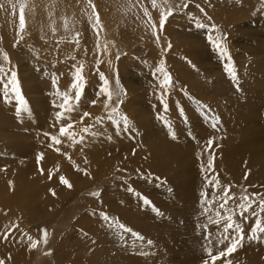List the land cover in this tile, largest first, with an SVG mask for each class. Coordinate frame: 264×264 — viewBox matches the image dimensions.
I'll list each match as a JSON object with an SVG mask.
<instances>
[{
	"label": "rangeland",
	"instance_id": "obj_1",
	"mask_svg": "<svg viewBox=\"0 0 264 264\" xmlns=\"http://www.w3.org/2000/svg\"><path fill=\"white\" fill-rule=\"evenodd\" d=\"M45 1L46 0H43L42 2L40 0L38 5L34 2L32 4L33 6L31 5V10L35 7H40L36 14H39L41 17L45 14L49 19L56 18L54 14L51 17L49 16V12L51 11L49 5L51 3ZM58 1L59 3H57V6L59 11L57 12L60 14L59 18L63 19V17H69L75 21L83 16L81 11L76 8V0H68L71 4L65 0ZM97 1L98 0H95L96 5ZM194 1L195 0H193V2ZM218 1L219 0H213L214 5H216ZM122 2L123 0H121V3ZM145 3L152 12V19H154L157 16V9H152L151 5L147 3V0H145ZM174 3L175 0H173V7ZM203 3L206 4V1L204 0ZM203 3H199L201 7H204ZM227 4V6L225 5L221 8L222 12H217L216 14L217 16H229L231 21L233 20L232 25L234 26V30L236 29L233 34L237 36L241 34L243 36H241V38L235 43H231L227 39V45L230 46H227L228 53L231 57V62L235 65L237 78L234 80L226 72L225 64L228 62L227 57L222 56L218 51L216 52L212 48L214 46L208 40V36L213 34L211 25H215L219 30L216 34H225V32L218 27L221 26V24L217 25L216 20L209 19L201 22L209 25V27L203 29L196 27V20L205 19L207 15L205 17L196 16L199 9L196 8L195 5H193V7L192 3H190V8L184 9L183 12H174V14L169 17L172 19L170 22L172 24H169V29H174L172 31L175 32V36H172V41L174 42L172 44L173 51L171 52L169 50L165 53L162 50V52L165 55V57H163L165 68L171 74L174 83L173 86L163 95V100L167 104L166 111L164 104L161 102V90L159 88V80L162 74L156 73V68L159 67L160 62L154 59L151 55L147 56L146 53L147 48L149 51L156 50L157 46L159 50L160 48H166L168 40L162 39V41L157 44L150 28L144 25L138 27L136 35L132 37L131 40L127 37L115 38V30L122 29L129 24L130 21L126 20L127 23L122 21L121 25L118 23V28H116L115 25L105 24V21L101 18L104 28L101 36L106 41L114 42V46L111 43L109 44L110 55L103 57L105 63L99 66V71L103 72L105 76L111 75L108 80L112 88H116L117 82L120 80L121 85L123 84L126 87L121 88L122 94L119 97H113V101L118 104V108L121 110V116H127L129 123L128 130H125L122 125L117 126L111 121L104 119L103 123H105V132H102L101 129L100 131L103 134L94 137V139L101 144L105 140H109V134L118 136L121 131V141H123L121 147L128 148L131 144L134 146V143L136 142L130 144L125 142L123 138L127 136V138L131 137L137 139L133 134L136 135L137 131L147 130H144L141 126L142 122H140L138 118L130 119L131 114L134 113L143 121L148 122V118L156 119V117H162L163 113V115L168 116V124L176 127L180 126V123L185 124L182 121H180V123L178 122V119L180 118L177 115L178 112H180L181 115L186 114V116L189 117V120L193 119V125L191 126V129L189 126H184L183 129L185 130L189 128L186 136L181 138L178 134H175L176 139H173V142L177 146H180V148L186 146L193 148V150H199L204 148V144L209 137H215V144L213 145V151L216 153L214 161L215 172L218 174L221 184L233 185L231 192L236 196H239L244 187L248 188L249 193L264 192V187H262L264 186V16H257L256 14L257 10H263L262 7H264V0H227ZM8 6L10 7V5ZM67 10L71 12H68ZM16 12L19 14L18 7ZM157 13L160 14L159 11H157ZM104 14V18L107 20L106 23H111V20L116 18V15L111 11L106 12L105 10ZM134 14H136V12H134ZM189 14H191V17H194L192 25L188 26L185 24L183 27L182 25L180 27L181 22H184L189 18ZM25 15L28 16L27 10ZM83 17V20H85L90 27L87 18L85 16ZM145 21H147V17H145ZM58 22L62 23L63 21ZM153 22L156 23V21ZM234 23H236V26ZM30 25L34 30L30 31V26H27L26 30H29L30 33L28 31L23 33L24 39L21 44L20 41L16 44L17 39L15 40V38L17 36L15 33V38L14 40L12 39L8 48H2L0 45V51L7 52L10 58V60L6 62L4 61L3 56L0 55V66L5 69L4 73H0V113H6L8 116L13 115L12 111L17 107L14 98L10 97V102H5L3 98V84L7 82V78L10 77L11 71L17 73L21 93L27 102V108L30 107L36 111L41 106H44L43 103L47 95L46 82L51 86L49 89L50 92L56 91L57 87L61 90V88L69 86L72 82L70 76L63 80L66 85L60 84L61 82L58 81L59 79H56L55 75L50 78L48 76L46 77L44 70L43 74H38V78L34 80L30 79L32 76H35L34 73L36 71L32 72L30 67L26 66V63L30 64V66L37 63L38 67L41 69L46 67L49 59L57 56V51L51 55H45L44 51L47 48L43 47L45 46L44 41L49 40L55 42L61 37L68 36V33H61L59 31V28H63V24L59 25V23H57L55 26L46 25V28L44 29H35L32 24ZM156 25L159 27V23H156ZM51 27L57 29L55 35H53L51 31ZM89 30H91V27ZM74 31L83 33L82 28L80 30L76 22L74 23ZM92 32L90 33V38L93 35ZM197 33H199V35H197ZM146 34L148 36H146ZM121 36L124 35L121 34ZM226 36L228 38L227 34ZM41 37H44V39ZM140 37H143L144 39L146 37V41L143 39L144 44L146 45L147 42L150 44V47H147L148 45L145 46L141 42ZM84 40L83 36L81 42ZM25 41L31 43L29 50L26 52L23 49V46L26 44ZM35 42H40L42 44L39 43L40 45H36L37 43ZM69 45L74 46V44ZM90 46H92V48L88 49L84 75L86 80H91L90 82L92 83H94L95 80V86L98 85L96 89H93V91L90 92L88 96V104L93 99H96L97 92L101 86V81L95 71V56L92 52L95 46L94 36L93 44ZM72 49L73 47H70L68 51H72ZM118 52L121 53L119 60L116 59ZM38 54L39 57L37 56ZM108 59L112 60L111 65L107 63ZM128 59L129 61H127ZM120 60L121 62L124 61L126 63L121 64L119 72L116 73L117 62ZM167 60L171 63V69L166 67V64L168 63H166ZM189 61L191 63H189ZM90 63L93 67L90 66L89 68L88 64L90 65ZM33 67L34 69H39L36 66ZM47 69H49V66H47ZM116 75H121V79L116 78ZM53 78L56 79V84H53ZM131 79L133 81H131ZM36 81L39 82L35 84ZM152 81L154 83H152ZM87 83L84 89L88 87ZM29 85L32 90L29 88ZM44 87L46 89H44ZM33 90L37 92H33ZM189 94L191 95L190 97ZM186 95H188V97H186ZM103 99L104 98L101 97V101ZM119 101H123V103H119ZM80 103L82 107H85L86 109L90 107V104L89 106L88 104H84L87 103L84 100H81ZM102 106L103 104L100 101L94 105V110L96 111L94 112L95 116H100L99 112ZM179 107H181L180 111H178ZM80 109L83 110V108ZM183 110L184 112H182ZM191 114L193 118L191 117ZM45 115H47V113H45ZM213 116L219 121L218 131L214 130L209 122L210 118ZM20 117V125L22 127L19 131H25L26 136L22 135V137H19L18 140H16L18 143L33 142L34 138L30 133L34 130H43V128L41 129L40 125L36 126L38 120L27 113L21 114ZM255 119L259 120L260 123H255ZM161 121H163V119ZM23 127L26 129H22ZM207 128L211 130L208 131ZM250 128L255 130L247 132ZM194 132H197L200 135V140L193 141L194 138L191 136V133ZM233 133H235V139L232 141L229 134ZM10 134V123L2 118V120H0V138L2 141L8 142L12 139ZM159 137L160 139L167 140L166 132L164 131L161 133ZM239 137L248 140L249 144L240 146L237 151H235L240 154V165L238 164L235 166V169L242 165H246L248 168L251 166L255 167L253 173H249L246 180L244 179V174L246 171L248 172V169L242 171L240 176H235L234 172L230 170L231 164L235 160L233 155L229 164L225 167L226 154L224 151L233 148L234 141L236 142V139ZM179 138L181 139L179 140ZM44 141L48 142L47 139ZM254 142L255 145L252 149V153L256 159L250 160L251 146ZM6 144L7 143H5V145ZM131 151H139V147L134 146ZM144 154L145 153L138 154L137 158L139 160L143 159ZM24 158L25 157H19L16 159L22 161ZM165 158L167 159L162 158V160L172 161V156ZM207 159L208 154L205 159V165ZM25 161H27V159ZM201 164L202 163H196L197 170L193 173H196L197 181H195L194 177L188 175V184L185 187L174 185L158 186L154 183L155 181L153 179H150V174L145 171L140 172L145 177L141 178L137 171L128 173L127 171H123L125 169H121L122 171H118L116 175L109 178L111 181L118 178V182H121V191L113 188V186L118 187L117 183L113 186L111 185V187L109 185L111 182L108 181L109 179H99L96 180V182L88 181L85 184L78 185V188L76 187L77 191L69 197L66 198L62 195H59V198L56 197V199H54V207H51L55 210L53 212H50L48 208H31L29 203H27V200L26 205L28 207L25 212L27 213L26 215L28 218L21 217L22 219H25V221L16 219L13 215L15 210L10 209L15 205V203L10 200L11 198L14 199L13 195L10 192H6V195L1 194L0 202L2 204L4 203L3 207L9 202V205H5V208H3L4 213L7 211L8 214L11 215V222L8 223L9 225L11 223H19L21 229L37 239L40 238L39 228L41 227L47 228L50 233L49 243L47 246H42V248L44 251L51 249L52 255H43L41 250L29 252L23 243H16L15 253L12 254V259H18L17 261L19 262L16 264H202V261L205 258V253L202 247L204 243V231L199 225L205 223L207 217L201 215L202 198L200 194L202 191H207L211 196L213 190L211 187L205 188L204 177L206 173L201 171ZM175 167L177 166L174 165L173 168ZM146 171L151 170L146 169ZM155 172V174H158L157 177L160 178L159 180H156V182L161 185V182L164 179L162 176L165 172L172 175L176 173V169L172 170V166H167L164 170L157 171L156 169ZM252 176L255 177L254 180H251ZM119 177L128 179V184H125L123 180L119 179ZM81 179L82 178L75 177L76 181H80ZM249 179L250 181H248ZM129 185L133 187L135 193L127 191ZM252 185H255L256 187H251ZM107 186L110 187L108 188ZM86 189H88V191L81 194V192ZM98 189H102V196L99 199L89 195V192ZM136 191H138V193ZM124 194H128L130 196L129 199L131 200L127 201L125 204L121 205V208H119V204L124 203ZM142 197L151 201V205L159 209L160 214L154 212L151 206L144 205ZM101 198L102 201L107 202L106 204L110 203L112 208L116 209V212H121V223L139 233L144 238V241L137 240L130 233H125L124 239L120 240L114 232L106 236L108 239H103L105 235L99 230L97 217H94L98 215L96 214L98 211L105 212V209L102 208L103 205L100 204ZM92 205L98 206L91 208ZM129 212H132L133 214H130ZM4 213L1 217L3 216L5 219L6 217ZM122 213L127 216L123 217ZM112 214L114 215V212H112ZM250 224L251 221L249 222V225L246 226L250 227ZM4 225L5 223L2 224L1 230H3ZM148 227H150V229ZM209 231L214 233L216 231V226L209 225ZM245 231L247 232L246 229ZM16 236L19 238L18 233ZM114 236L117 237V239ZM83 237L88 240L86 241L88 242V245H81ZM148 240L152 241L151 245L146 243ZM13 244H15L14 239L3 241L2 236H0V249L10 247ZM252 244L254 243H245V246L242 249L229 257L233 260V264H264V250L261 251L259 255H256V252L260 250H255ZM142 251L149 252V255H141ZM8 255L10 254L6 252L1 253L0 258H4ZM254 255L255 259L252 258ZM115 256L121 257L118 262L111 259V257ZM8 264L13 263L9 261ZM217 264H223V261H217Z\"/></svg>",
	"mask_w": 264,
	"mask_h": 264
},
{
	"label": "bare ground",
	"instance_id": "obj_2",
	"mask_svg": "<svg viewBox=\"0 0 264 264\" xmlns=\"http://www.w3.org/2000/svg\"><path fill=\"white\" fill-rule=\"evenodd\" d=\"M39 1L40 0H27L26 10H27L28 16L26 15V21L28 24L27 26H30V31L34 30L30 24H32L35 27V29H38V28L44 29V28H46V25L55 26V25H57V23H59V25L63 24V22L62 23L58 22V21H63V19L59 18L60 14L57 12V11H59L57 5L54 8L51 7L50 12H52L54 14V16L56 17L53 19H49L48 16L45 14H43V17H41L39 14H36L38 8H40V7H35L33 10H31V5L34 2L36 3V5H38ZM41 1L43 2V0H41ZM46 1L51 3V0H46ZM65 1L69 2L68 0H65ZM71 1H73V0H71ZM203 2H204V0H195L194 2H192V6L199 4V3H203ZM58 3H59V1H58ZM69 3L71 4V2H69ZM120 4H121V0H106V1L98 0L97 1V8H98V11L100 12L102 20L105 21V24L115 25V27L118 28V23L121 25L122 21H124V22H126V20L130 21V23L127 24L122 29L121 28L116 29L114 32V35H115V38L127 37V38H130V40H131L132 37H134L136 35L138 27H140L141 25H144V24H141L140 20L137 19L136 14H134V12L138 11L137 9H134L135 11L133 10L132 12H128L127 14H125L122 11L118 10ZM226 4H227V0H219L216 5H214L213 0H207L206 4H204V7H203L207 16L204 13H201L200 11L196 13V16H201V17L206 16L205 19H199V22H202V21L204 22L205 20H209V17L212 20H216L217 25L221 24V26H218V27L220 29H222V31L225 32V34L228 35V38H227L228 41L231 43H235L236 41H238L241 38L242 35L239 34L237 36V35L233 34V32L236 31V29L234 30V26L232 25L233 20L231 21V18L229 16H217V14H216L217 12H222L221 8H223ZM17 7H18V5H17ZM6 8L8 9L7 11L4 10L3 8H0V45L2 46V48L3 47L8 48L10 46V42H12V39L14 40V38H15L14 35L16 33V29L18 26V15H16L18 13L15 12V15H14L13 11L11 9V6L9 7L8 5H6ZM76 8H78L81 11V6H77ZM188 8H190V6H188ZM262 9L264 10V7H262ZM105 10H106V12L111 11L113 14L116 15V18L111 20V23H106L107 20L104 18V15H105L104 11ZM213 10H216V11H213ZM263 10H261V9L257 10L256 11L257 16L258 15L264 16ZM157 11H159V9H157ZM157 11H156L157 16L152 20L156 21V23H159L160 14H158ZM68 12H71V11H68ZM214 12H215L216 16L214 15ZM254 14H255V12H254ZM140 15H142V13ZM220 18H221L222 22H221ZM83 19H84L83 16L79 17L77 20L74 19L76 24H78L80 30L82 28L83 36L85 39L83 42H81V47L75 53V55H76L77 60H84L86 62L87 55L83 54V50H84V48H87V49L92 48V46H90V45L93 44L94 33L91 31L92 29L89 30L90 27L87 25V22ZM143 19L145 20V17ZM171 20H172L171 18H168V20L166 21V23L164 25L163 31L159 32V35H160V41H162V39H165V40L170 41L171 44H173L174 42L172 41V36L173 37L175 36V32L172 31L174 29H172V30L169 29V24H172V23H170ZM53 21H54V24H53ZM193 21H194V17L187 18L184 22H181L180 27H181V25L183 27L185 24H187L188 26H191ZM174 22H175V20H174ZM234 24L236 26V23H234ZM143 28H145V27H143ZM201 29H203V28H201ZM146 30H147V28H146ZM157 30H159V27H157ZM27 31L30 33L29 30H26L25 32H27ZM59 31L61 33H65L63 28L62 29L59 28ZM91 32L93 33V35L90 38ZM121 34H123L124 36H121ZM197 35H199V33H197ZM146 36H148V35L146 34ZM16 39H17V37L15 38V40ZM143 39L144 38L142 37L141 42L144 44V40L146 39V37L144 40ZM46 41H48V42H46ZM21 42L22 41H20V44H21ZM25 42H26V44L23 46V49L26 52L29 50L31 43H27L28 41H25ZM35 43H37L36 45L42 44L40 42H35ZM44 43H45V46H43V47L47 48L44 51L45 55H51L53 53H56L55 42L45 40ZM205 43H206V41H205ZM135 44H137V43H135ZM207 44H208V42H207ZM145 46L150 47V44L146 42ZM227 46H229V45H227ZM70 47L75 48V45L70 46L67 41H65V43L61 44L58 54L56 53L57 56L55 58L49 59L47 61L46 67H43L41 69L38 67L37 63L32 64V65L38 67L39 69H34L33 66H30V64L26 63V66H29L32 72L36 71L34 73L35 76H32L31 78L29 77V78L33 79V80L38 78L37 77V76H39L38 74H43V70H44L46 77L48 76L50 78V77H53L55 75L56 79H59L58 81L61 82L60 84L66 85L63 82V80L66 77L68 78L71 76L70 75L72 73V67L71 66L73 63H75L74 61H72L70 59H68V60L65 59V57L67 56V53L72 52V51H68V49ZM212 48L217 52L215 47H212ZM162 50H163V48H160V50H159L158 46H157V49L153 50V51H149V49L147 48L146 55L147 56L151 55L154 59H156L160 62L163 59V57H165ZM170 51L171 52L173 51V47H171ZM35 55H36V53H35ZM37 56L39 57V54ZM61 61H63V62H61ZM127 61H129V59ZM169 61H170V59H169ZM169 61L168 60L166 61V63L168 62L166 64V67L171 69L172 67H171V63ZM124 63H126V62H124V61L121 62V60L117 62L116 73L119 72V68L121 67V64H124ZM47 66H49V69H47ZM90 66L93 67L91 63H90V65L88 64L89 68H90ZM85 68H86V65H85ZM26 69H28V68H26ZM153 71H154V69H153ZM110 76H106V78L108 79V78H110ZM115 77L121 79V75L120 76L116 75ZM96 80H97V78H96ZM135 80H136V78H135ZM90 81L91 80L88 81V83H87L88 87L86 86L87 88L84 89V93H83L82 101L84 100L87 102V103H84L85 105L88 104V102H89L88 96H89L90 92L93 91V89H96V87L98 85L97 84L95 86V80H94V83H92ZM131 81H133V80L131 79ZM38 82L36 81V83L35 82H33V83L37 84ZM118 83H119V89L120 90H121V88H126L123 84L121 85V80ZM152 83H154V82L152 81ZM45 85H47L46 86L47 87V93H46L47 95H46L45 101L43 103L44 106H41L40 108H38L37 111L33 110L30 107L28 108L30 113H31V116L36 118V120H38L36 123V126L40 125L41 129L43 128V130H34L30 133V135L34 138L33 142L30 141V142H25V143H22V142L18 143V141H17L18 138L22 137V135L26 136V132L23 130L19 131V129H21V127H22L20 125L21 124L20 123L21 117H20V115L16 116V113H17L16 109H14L12 111L13 115H11V116H8V114L6 115V113H3V112L0 113V117H1L0 120H2V118H4L8 123H10V132H11L10 135L12 136V139L8 142L2 141V139L0 138L1 139L0 140V169H6L3 171H0V195L1 194L6 195V192H10L13 195L14 199L11 198L10 200L13 203H15V205L12 206L10 209L15 210V213H13V215L15 216L16 219H18L20 221H25V219H22L21 217L28 218V216L26 215L27 213L25 212V210H27V207H28L26 205L27 200H28L27 203H29L31 208H34V209H37L38 207L39 208L42 207L43 209L48 208L50 210V212H53L55 210H53V208H51V207H54V199H56V197H58L59 195H62L63 197L67 198L77 191L76 187L78 185L85 184L88 181H92V182L95 181L96 182V180H99V179L108 180L111 176L116 175L118 173L117 168L126 169L128 173H133V172L137 171V169H139V172L145 171L146 173L150 174V176H151L150 179H153L155 181L154 183H156L158 186L174 185V186H179V187H185L188 184L187 180H188L189 176L194 177L195 181H197L196 173L193 174L197 170L196 163H205V159L207 158V154L202 152L203 149L193 150V148H189L186 146H183V148H180V146H177L173 142V139L171 138V136L169 135V128L166 127L165 123H164V121H167V123H168V116L163 115V113H162L163 121H161L162 119H158V117H156V119H152V118L149 119L148 118V122L143 121L138 115H136L134 113L131 114L130 119L131 118L132 119L138 118L139 121L142 122L141 126L144 128V130L145 129L148 130V131L147 130L137 131L136 135L133 134V136H135L137 139H135V138L133 139L131 137L127 138V136L125 138H123V140L125 142L130 143V144L132 142H136V143H134V146L139 147V151H135V155H133L134 151H131V149L134 148V146L132 144L128 148H122L121 147L122 146L121 143L123 142V141H121V131L119 132L120 134L118 136H114V135L109 134V137L111 136V139L105 140L101 144H99L96 139L89 138V140L87 142V146L84 148L83 153H81V151H80V146H77L75 149L70 148V147L61 146L62 152H68L71 155L72 160H74L76 162V164H78L81 168H87L88 171L90 172L92 178L90 179L88 176H85L82 172L75 171L74 168L72 167V163L68 159H66L63 155L58 154L55 151L48 149L46 147L47 142H45L44 140L47 138L44 137L42 133L43 132H51V133L55 134L58 131V128L53 129L50 126V124L52 122H54V120H53L54 114L56 111L59 110V109L53 107V102L58 104V103H60V101L55 95L56 91L50 92V90H49L51 87L50 84L46 82ZM68 87L69 86H66V87L64 86V88H61V91L67 90ZM29 88H30V85H29ZM30 89L32 90V88H30ZM44 89H46V88L44 87ZM52 90H54V89H52ZM34 91L35 90H33V92ZM35 92H37V91H35ZM190 96L191 95L189 94V97ZM186 97H188V95H186ZM89 104H88V106H89ZM80 108H83V110H81ZM180 109H181V107H179L178 111H180ZM118 110H119V108H118ZM83 111H88V112L92 113L93 117H95L94 112H96V111L94 110V105L90 104V107L88 109H86L85 107H82V105L80 103L78 112L73 113V118L78 120L79 114ZM182 112H184V110ZM45 113H47V115H45ZM99 115L100 116L105 115L103 106H102V108H100ZM119 115L121 116V110H119ZM177 115L180 117L178 119V122L180 123V121H182L185 124L180 123V126H178V127L171 125V129H172V131H174L175 134H178L181 138H183L186 136V133H188V130H189V128L187 130H185V129H183V127L189 126L191 129V126L193 125V119L189 120V117L186 116V114L181 115L180 112H178ZM6 117H8V118H6ZM191 117L193 118L192 114H191ZM107 121H109V120L107 119ZM91 122H92V120L90 118H85L84 125L90 124ZM254 122L257 124L260 123L259 120H257V119H255ZM65 123H66V121H65ZM104 125H105V123L98 125L97 129L98 130L102 129V132H105ZM81 126L82 125H79V124L77 125L78 128ZM22 129H26V128L23 127ZM207 130L210 131L211 129L207 128ZM253 130H255V129L250 128L247 132H252ZM164 131L166 132L167 140L166 139H160V137H159V135L161 133H163ZM138 135H139V138H138ZM229 135L233 141L235 139V136H234L235 133L229 134ZM191 136L194 138L193 141L194 140H200V138H201L197 132L191 133ZM181 138H179V140ZM5 143H7V144L5 145ZM236 143H237V145H236ZM246 144H249L248 140L239 137L236 139V142L234 141V143H233L234 147L233 148H231L230 150L224 151V153L226 154L225 155V160H226L225 167L229 164L232 155L235 158V160L231 164V169H230L231 171L234 172L235 176H240L242 171H244L246 169H248L249 173H253V169L255 168L253 166L248 168L246 165H242V166H238L237 169H235V166H237L239 164V161H240V159H239L240 154L236 153L235 151H237V149L240 146H243ZM254 145H255V142L251 146V158H250V160L256 159L252 153V149L254 148ZM260 150H261V148H260ZM38 152H43L45 155V159L41 162V166L45 169L44 175H41L37 171L36 154ZM218 152H220V151H218ZM137 153L139 155L142 153H145L144 158L139 160L137 158V156H138ZM198 154H199V158H198ZM219 155H221V154H219ZM168 156H172V161L162 160V158L167 159L165 157H168ZM19 157H25V158L22 159V161H20V160L16 159ZM85 157L87 158V161H88L87 164L84 163ZM26 159H27V161H25ZM174 165L177 167L173 168ZM57 166L59 167V172H57L53 176V179L51 181H49L48 176H47V170L49 168L55 169ZM167 166H172V170L176 169V173L171 175L170 173L165 172V174L162 176L164 179L162 180L161 185H160L156 182V180H157L156 177L158 176V174H155L156 173L155 170L157 169V171H162ZM146 169H149L151 171H146ZM256 170H257V167H256ZM61 174L65 175L66 178H68L70 180V182L73 185V187L71 189H68L66 186H63L59 183L58 177ZM75 177L82 178V179L80 181H76ZM254 178L255 177L252 176L251 180H254ZM9 181H12V184H13L11 189L9 188V184H8ZM108 181H111V179H109ZM248 181H250V179ZM115 183L118 184V187L113 186ZM109 185L110 186L112 185L113 188H115L118 191H121V182H118V178H115L113 181H111ZM110 186H107V187L109 188ZM49 189H55V191H56L55 197H53L49 193ZM87 191H88V189L81 192V194L86 193ZM136 192L138 193V191H136ZM132 196H134V195H132ZM124 198H125V200H123L124 203L119 204V208H121V205H123L127 201L131 200V199H129L130 196L128 194H124L123 199ZM101 200H102V198H101ZM106 203H107L106 201H102V203H100L101 205H103L102 208L105 209V212H107L109 214V216H113L114 218H118L119 222L121 223V212L120 213L116 212L115 211L116 209L112 208L110 203L109 204H106ZM119 203H121V202H119ZM3 204L0 202V230H1V226L3 223L8 224L11 222V218H10L11 215L8 214L7 211H6L7 215H5L6 218L4 219L3 216L1 217V215H3V213H4L3 208H5V205H9V202H7L4 205V207H3ZM84 206H85V204H84ZM96 206H98V205H96ZM96 206L92 205L91 208L96 207ZM112 212H114V215L112 214ZM129 213L131 214L132 212H129ZM96 214H98V215L94 216V217L95 218L97 217V223L99 224V230L101 231V233L103 235H105V237L103 236L104 237L103 239L106 240V239H108V237H106V236L110 235L114 231L112 229H109L106 226L105 222H101L102 220L99 216V211ZM122 216L126 217L127 215H124L122 213ZM95 218H93V219H95ZM148 228L150 229V227H148ZM248 228H249L248 226H245L246 230H248ZM17 238H18V236H17ZM115 238L117 239V237H115ZM82 239H83V241H82L81 245L82 246H85L86 244L88 245V242H86L88 240L85 237H83ZM263 245L264 244H256V243L252 244V246L254 247L255 250H260V251L256 252V255H259V253L264 250ZM15 248H16V242H15V244H13L10 247L0 249V254L6 252V253H9L11 255V257H13L12 254L15 253ZM251 250L254 251L253 249H251ZM120 255H121V253H120ZM136 257H138V256H136ZM120 258H121L120 256L111 257V259H114L117 262H118V260H120ZM252 258L255 259V255ZM17 260L18 259H16V260L12 259L11 262L13 264H16L17 262H19ZM141 264H145V263H141Z\"/></svg>",
	"mask_w": 264,
	"mask_h": 264
},
{
	"label": "snow or ice",
	"instance_id": "obj_3",
	"mask_svg": "<svg viewBox=\"0 0 264 264\" xmlns=\"http://www.w3.org/2000/svg\"><path fill=\"white\" fill-rule=\"evenodd\" d=\"M193 0H175L173 7V0H147V3L151 5L152 9H159L160 19H159V30H157V25L152 20V12L149 10V7L146 6L145 0H123V3L119 5L118 10L127 14L132 12L134 9H137L136 12L137 19L140 20L141 24H144L146 27L150 28L155 41L159 44L160 35L159 32H162L164 25L169 17H171L174 12H183L184 9H187L189 4ZM207 2V0H206ZM58 0H51L50 7H56ZM6 5H10L15 15L17 5L19 8L18 14V26L16 29V44L19 41L24 39L23 33L27 28L26 21V7L27 0H0V8L8 10ZM76 5L81 6V13L87 18V21L94 33L95 46L92 50L93 55L95 56V71L99 76L101 81V86L97 92L96 99H93L90 104L96 105L98 101L103 104V109L105 112L104 116H92V113L88 111H83L79 114V119L73 118V113L78 112L79 105L83 97L84 88L87 83L86 77L84 75L86 62L84 60H77L75 53L81 47V40L83 38V33L79 31H74V23L71 18L63 17V29L68 33L67 37H61L59 40L55 41V50L59 52L60 45L67 41L69 44H74L75 48L72 49V52L68 53L65 57L66 60L70 59L75 63L72 64V73L71 79L72 82L69 85L68 89L61 91L58 87L56 89L55 95L59 99L60 103L53 102V107L59 109L54 114V122L50 124L53 129L58 128V131L53 134L51 132H43V136L47 138L46 147L55 151L58 154L63 155L72 163V167L77 172H82L85 176H88L90 179L91 174L87 168H81L74 160H72L71 155L68 152H62L61 146L70 147L75 149L77 146H80V151L83 153L84 148L87 146L89 138H94L103 133L97 129V126L102 124L104 119H108L114 125L123 126L125 130H128V118L126 115L120 116L118 110V104L113 101V97H119L122 94V90L119 89V84L117 82L116 88L110 86L109 80L106 78L105 74L99 71V66L105 63L103 57L110 55L109 44L114 42L106 41L102 38L101 33L104 31L103 23L101 20L100 12L98 11L95 0H76ZM201 13L206 12L200 4L195 5ZM142 13V15H140ZM53 15L52 12H49V16ZM147 17V21L143 18ZM189 18L191 14H189ZM210 19V17H209ZM54 24V21H53ZM196 27L206 28L209 25L199 22V19L196 20ZM213 29V34L208 36V40L212 43L215 49L222 55L227 57L228 62L225 64L226 72L235 80L237 78V73L235 65L231 62V57L227 49V36L226 34H216L219 30L215 25H211ZM53 35L57 29L51 27ZM44 39V37H41ZM48 42V41H46ZM15 46V44H14ZM172 44L170 41L167 42V47L163 49L164 52H167L171 49ZM83 54H88V49L84 48ZM0 55L3 56L4 61H9L10 58L7 52L0 51ZM126 55V54H125ZM121 53H117L116 59L119 60ZM63 62V61H61ZM107 63L112 64V60L108 59ZM189 63H191L189 61ZM5 69L0 66V73H4ZM156 73L162 74L159 80V88L161 90V102L164 104L165 111L167 110V104L163 100V95L167 92L169 88L173 86V79L171 74L165 68V62L162 59L160 61L159 67L156 68ZM57 81L53 78V84H56ZM10 97L14 98L17 104L16 111L17 115L27 113L31 115L29 109L27 108V102L22 96L21 88L18 80L17 73L15 71L10 72V77L7 78V82L3 84V98L5 102H10ZM101 97L104 99L101 101ZM123 103V101H119ZM206 107V106H202ZM85 118H90L92 122L90 124L84 125ZM163 119L162 117H158ZM66 121V123H65ZM211 127L214 130L218 129L219 121L216 117L210 118ZM165 126L169 128V135L172 139H176L174 131L171 129V125L164 121ZM82 125L77 127V125ZM111 139V137H109ZM215 137H209L204 144L203 151L208 154V159L206 165L201 164V171L206 173L205 179V188L211 187L212 194L211 196L207 191L201 192V215L207 217L206 222L202 225H199L204 231L203 235V250L205 253V258L202 261V264H217V261H223V264H233V260L230 259L234 253L238 252L245 246V243H256L264 244V192H248V188L244 187L242 193L239 196H236L231 192L233 185H224L221 184L218 174L215 172L214 161L216 153L213 151V145L215 144ZM43 143V142H42ZM135 155V151L133 152ZM199 158V154H198ZM45 159L43 152H38L36 154V164L37 171L41 174H45V169L41 166V162ZM84 163L87 164V158H84ZM6 169H0L3 171ZM117 171H122L117 168ZM123 171H127L126 169ZM59 172V167L55 169L49 168L47 170V176L49 181L53 179V176ZM137 173L141 178H145L143 174L137 169ZM249 172H245L244 179L248 178ZM123 180L125 184H128V179L124 177H119ZM159 180V177H156ZM59 183L63 186H66L68 189L73 187L72 183L65 175H59ZM9 188L11 189L13 184L12 181L8 182ZM251 187H256L252 185ZM264 187V186H262ZM127 191L134 192V189L131 185L127 187ZM49 193L55 197V189H49ZM89 195L99 199L102 196V189L89 192ZM139 195V194H137ZM144 205L152 207V210L159 213V209L151 205V201L147 198L142 197ZM102 203V200L100 201ZM7 215V212H5ZM99 216L102 221L105 222L106 226L109 229L114 231V234L120 239H124L125 233H130L139 241H144V238L137 232L133 231L131 228L127 227L123 223H120L118 218H113L109 216L107 212L100 211ZM250 227L247 232L245 231V226L249 225ZM209 225H215L216 231L210 232ZM40 238H34L28 232L20 228L19 223L5 224L3 230H0V236H2L3 241H9L14 239L16 243H23L29 252L34 250H41L43 255H52V250L47 249L43 250L42 246H47L49 243L50 233L47 228H39ZM18 233L19 238L16 234ZM148 245L152 244L151 240L146 241ZM141 255H149V252L142 251ZM11 255H8L4 258H0V264H8L11 261Z\"/></svg>",
	"mask_w": 264,
	"mask_h": 264
}]
</instances>
